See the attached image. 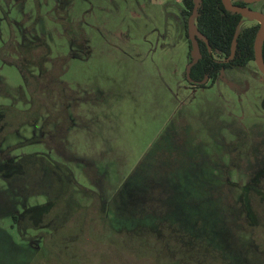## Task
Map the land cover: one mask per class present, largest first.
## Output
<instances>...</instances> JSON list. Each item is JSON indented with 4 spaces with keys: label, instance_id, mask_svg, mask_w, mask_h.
<instances>
[{
    "label": "rangeland",
    "instance_id": "374dc122",
    "mask_svg": "<svg viewBox=\"0 0 264 264\" xmlns=\"http://www.w3.org/2000/svg\"><path fill=\"white\" fill-rule=\"evenodd\" d=\"M181 5L0 0V106L28 107L18 68L1 57L12 38L44 41L52 57L70 54L62 79L72 89L69 124L46 131L42 116L22 125L0 141V162L44 154L75 180L67 206L48 215L47 232L30 230L25 240L7 209L10 198L20 209L19 198L0 178V264H264V176L255 214L246 215L247 158L231 154L242 144L251 145L249 161L264 153V76L250 61L204 88L191 86ZM256 21L243 16L238 31ZM188 30L197 35L194 18ZM229 79L241 82L232 88ZM228 164L233 182L224 177ZM14 185L28 190L30 181ZM87 189L99 207L90 206ZM202 239L204 246L193 244Z\"/></svg>",
    "mask_w": 264,
    "mask_h": 264
},
{
    "label": "trees",
    "instance_id": "16d2710c",
    "mask_svg": "<svg viewBox=\"0 0 264 264\" xmlns=\"http://www.w3.org/2000/svg\"><path fill=\"white\" fill-rule=\"evenodd\" d=\"M181 2V14L186 29L194 1L181 0ZM198 3L194 25L201 57L190 68L189 76L194 80L207 77L213 82L221 70L242 69L250 61H254L253 44L259 23L256 21L238 31L244 15L228 10L222 0H198ZM231 3L247 5L251 8L253 4H256L258 10L264 13V0L251 3L245 0H231ZM185 34L187 37L186 31ZM12 39L2 46L1 57L18 68L29 93V101L25 109L17 108L14 104L0 106V141L6 135L16 132L22 125H32L42 116L44 117L42 128L46 131L53 124H69L70 122L68 101L71 98L72 89L64 82L62 75L71 55L52 57L50 46L44 41ZM188 44L190 48L189 40ZM261 52L264 62V38ZM29 140L27 144L34 142L35 139L32 137ZM0 178L9 185L15 195L12 198H19L20 209L11 201V198L7 202V209L13 222L19 226L21 238L25 240H28L26 234L30 230H46L49 222L48 215L53 212L54 216L51 219L57 216V212H61L67 206L75 188V180L67 165L39 153H27L19 156L15 161L0 162ZM19 181H30V188L23 189V184L15 186L14 182L19 183ZM40 185H45V188L42 189ZM87 190L93 199L90 206L95 208L97 204L99 207V196L96 195L94 198L93 191ZM41 195L48 196V200L28 204L30 197ZM99 214H101L100 220L104 222L103 225L109 227V219L107 221L103 213L99 212ZM164 225H167L165 227L168 233H172L173 229L168 227L173 225V222L167 221ZM61 228L63 225L56 231ZM176 233L181 234L178 228ZM169 237L170 234L168 239ZM191 239L192 237L186 238L188 242ZM205 241L202 239L193 244L204 246ZM180 260L177 258L171 263L180 264Z\"/></svg>",
    "mask_w": 264,
    "mask_h": 264
},
{
    "label": "flooded vegetation",
    "instance_id": "af4514ba",
    "mask_svg": "<svg viewBox=\"0 0 264 264\" xmlns=\"http://www.w3.org/2000/svg\"><path fill=\"white\" fill-rule=\"evenodd\" d=\"M229 1L231 2V0H229ZM175 2H181V1L175 0ZM255 2H257V1H255ZM247 3H251V2H247ZM181 4H182V2H181ZM244 6H247V5H244ZM181 8H182V5L179 8V18H180V20H178L179 21V25L181 26V28L184 31L187 32V39L190 41L189 33H188L189 32L188 31V23H189V18H190V15L191 14L189 15V17L187 19V25H186V29H185V27H184V19H183V16L181 14ZM258 23H259V21H258ZM195 37H196V35H195ZM190 43H191V41H190ZM190 49H191V47L189 48V51H190ZM188 57H189V60H188V63H189L191 61V59H192L191 56H190V52H189ZM236 70H240V69H226V70L223 69V70H221L219 72L218 77L213 82L210 79H208L207 77H205L202 80H194L190 76L187 77L186 72H185V79L188 80V83L191 86L204 88L206 86V84H205V81L206 80L209 81L210 84H213V83L216 82V80L218 78L219 79L221 78V73H223V72H229V71L232 72V71H236ZM258 71H259V69H258ZM259 73L262 74L260 71H259ZM262 76H264V75L262 74ZM229 80L230 81L228 83H230V85L232 86V88L236 87V85H234V82L236 84H238V83L241 82L239 79H229ZM199 81H203V82H199ZM232 81H234V82H232ZM242 147L244 148V149H242L243 152L241 151V149H239V151H238V149L234 147V148H232L231 154L234 156V160L235 159L237 160V157L238 156H240L242 158V160L244 158H247V160H246V163L247 164L245 166V168H246L247 171L245 173L247 174L248 177H247V180L245 182H243V187H241V189H243V200H244V203H245V208L244 209H245L246 215H254L255 214V211H254V201H253V198L254 199H257L258 198V195H259L258 194L259 193V186L261 185L259 183V180L261 178H263V176H264V153H263V151L262 152L261 151L256 152V154H257L256 158L253 161H249V159H250V151L252 152L251 145H249L248 148H246V146H243V144H242ZM227 152H229V151H226L225 150L226 157H227L228 161H230L232 163L233 160L230 159V157L228 158ZM232 152H234V154ZM243 153H245V155ZM236 160H235V162H236ZM232 168H234L233 171L236 170L233 165H229L228 164V165L225 166V169H224V177H225V180L226 181H232V179H230L231 178V176H230L231 174L229 172V169H232ZM236 180H237V178H236Z\"/></svg>",
    "mask_w": 264,
    "mask_h": 264
},
{
    "label": "water",
    "instance_id": "95a60500",
    "mask_svg": "<svg viewBox=\"0 0 264 264\" xmlns=\"http://www.w3.org/2000/svg\"><path fill=\"white\" fill-rule=\"evenodd\" d=\"M245 1L255 2L259 0H245ZM222 2L224 3L225 7L232 12L240 13L244 16H249V17L254 16L259 19V27L256 32L254 44H253L254 61L259 71L264 75V62L262 59V52H261L262 42L264 38V13L259 10L252 9L248 6L233 4L229 0H222ZM198 5H199L198 0H194V6H193V10H192L189 20L192 18H195ZM194 30H195V25H194ZM188 33H189V38L191 41L190 56L192 59L188 63L187 68H186L187 77H189V71H190L191 66L195 64L201 56L199 46H198V41L195 37V34L191 31H189ZM199 82H203V81H199Z\"/></svg>",
    "mask_w": 264,
    "mask_h": 264
},
{
    "label": "bare ground",
    "instance_id": "6f19581e",
    "mask_svg": "<svg viewBox=\"0 0 264 264\" xmlns=\"http://www.w3.org/2000/svg\"><path fill=\"white\" fill-rule=\"evenodd\" d=\"M250 17L257 18V17H254V16H250Z\"/></svg>",
    "mask_w": 264,
    "mask_h": 264
}]
</instances>
